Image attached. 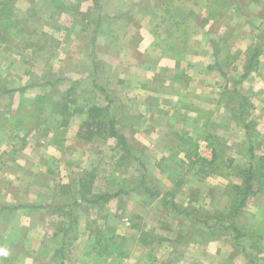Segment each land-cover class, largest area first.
<instances>
[{"label":"rangeland","instance_id":"obj_1","mask_svg":"<svg viewBox=\"0 0 264 264\" xmlns=\"http://www.w3.org/2000/svg\"><path fill=\"white\" fill-rule=\"evenodd\" d=\"M8 1L20 15L0 22L7 40L0 45V207L58 206L72 212L78 226L64 235L59 230L68 226V219L48 208L0 213V264H72V256L96 246L95 237L99 250L105 245L114 250L113 256L102 254V264H134L129 256L136 250L149 258L173 247L192 253L195 246L175 244L179 234L196 239L199 248L206 246L202 241L224 236L228 248L239 250L224 228L229 225L226 211L214 208L231 206V185L241 183L237 172L249 164L239 97L251 106L243 120L244 125L251 123L258 179L254 186H264L259 177L264 170L257 162L264 156V20L238 13L215 18L213 25L206 13L223 9L224 0L211 1L208 9L203 8L209 7L208 0H178L169 9L183 17L179 35L167 22L171 13L149 9L141 15L142 7L165 0ZM118 2L124 11H118ZM247 5L260 6L255 0ZM116 40L126 44L123 64L120 59L117 65L114 44L106 53L115 64L102 63L97 54ZM254 48H259L256 57ZM162 59L172 64L162 67L164 71ZM141 62L145 65L139 66ZM139 75L155 81L154 89L148 84L143 89ZM157 76L168 83L162 97L154 94L160 85ZM164 96L168 112L146 113ZM108 101L130 145L129 159L120 160L114 140H84L80 127L87 110ZM153 120L158 128L150 133L152 143L138 142L137 135L146 133ZM214 153L217 161L207 166ZM214 169L218 174L213 176ZM83 175L93 177L94 194L111 199L96 205L80 202L77 180ZM142 175L145 188L158 198L144 192ZM61 184H70L72 193L60 192ZM259 192L264 195V189ZM253 200L240 212L238 226L264 231V204L255 210ZM194 216L198 219L193 222ZM56 251L63 260L52 257ZM117 251L121 253L115 256ZM234 259L237 264H264V257Z\"/></svg>","mask_w":264,"mask_h":264},{"label":"crops","instance_id":"obj_2","mask_svg":"<svg viewBox=\"0 0 264 264\" xmlns=\"http://www.w3.org/2000/svg\"><path fill=\"white\" fill-rule=\"evenodd\" d=\"M151 1L152 0H144L145 4H150ZM176 1H178V0H174V1L165 0L163 2H160L159 6H152V7L151 6H144V7H142L141 15L142 16L146 15L148 12H150L149 9L154 10V12H162V13L166 14V10L168 9L169 12H167V13H171V16L168 17L167 22H169L171 25H173V27L176 28L175 29L176 34L181 35V32L183 31V27H184L183 19H182L183 17L181 15H179V17H178L176 14H172V11H170V9H169L170 8L169 5H171V3L177 5ZM199 1H201V0H199ZM208 1H209V4H208L209 7H207V8L203 7L204 9L210 8L212 6V3H215L217 0H208ZM211 1H212V3H211ZM239 1L242 2V4H243L242 6L240 5V3L238 4V1L232 3L231 0H224V2H226V6H224L225 9L219 8V9L214 10V8H210L209 12L206 13V17H208V19L210 18V21L212 22L215 18H225L226 15L230 14V16H234V15L239 13L240 14V15H238L239 17H241L242 15H250L253 18L259 17L261 19V22H263V20H264V6H262V3H263L262 0H255V2H259L260 6H254L253 5L254 9L247 8V7L251 6V5H247L249 3V0H239ZM132 8H134V7L131 4L130 9H132ZM117 9H118V11H120V10L124 11L123 5L120 4L119 2L117 3ZM121 15H123V14H121ZM148 22H149V28L153 29V27L151 26L152 20H148ZM175 22H179V25L176 26L175 24H177V23H175ZM215 22H217V21H213L212 24L215 25ZM143 42H144V38L142 39L141 43H143ZM141 43H138L137 46H140ZM112 44H114V46L117 45V47H118L117 51H115V53L118 54V56L116 54L117 65H118V62H120V59L122 60V64H123V57L124 56H121V55L124 53V50H125L126 44H125L124 40H116L115 42H109L108 47H106V51H103V52L97 54V59L101 60L102 63L115 64L113 61H111L112 56H110V54L107 55V53H106V52H110V50H112V47H111ZM78 48H80V47H78ZM101 48H103V47H101ZM84 50H87V48H84ZM89 56L93 57L92 52L89 53ZM164 56L165 55H163V57ZM105 57L108 59V62H106ZM129 64H131V63H129ZM144 65H145V63L139 64V66H144ZM159 65H160V69H163L162 67H170L172 64L168 60L162 59V61L160 62ZM118 66H120V65H118ZM132 71L136 72V70H132ZM163 71H164V69H163ZM123 73H124V75H122V77L125 76V72H123ZM118 74H119L118 78H121V73H118ZM139 77L141 79L138 81H140L142 83V88H143V85L148 84V86H147L148 88L154 89L155 81L150 80L149 78L144 79L142 75H139ZM156 79L160 85L154 91V94H156L159 97H162L161 95H164L166 93V91H168V88H167L168 83L161 76H157ZM121 82H123V81H121ZM135 86H136V84H135ZM124 95L128 96V93H125ZM142 97H145V96H142ZM166 97L167 96H164V98H158L157 108L153 107V110L152 109H148V110L146 109V111H147L146 113L153 112V111L168 112V107H166V104H167ZM127 99H129V98H127ZM123 105H125L124 102H122V104H119V106H122V109L124 107ZM159 121H161V119H159ZM152 123L153 124L147 123V125H149V126H148V129L146 130L147 131L146 133H139L137 135V136H139V139H137L138 142L144 143L147 145H148V143H152V140H151L152 138L150 137L151 136L150 133L158 128V124H157L156 120H153ZM163 124H164V122H162V125ZM144 128L146 129L147 127H144ZM123 135H124V133H123ZM261 193L262 192H259L254 197V200H253L254 202L252 203V206L254 207L255 210H257V209L260 210V208H262V204H264V195L259 196V194H261ZM228 208H229V206H224L222 208L216 207L214 209H216V211H219V212L226 211V213L228 215ZM244 211H248V210H244ZM255 214L256 213L250 214V216L252 217ZM195 215H196V213H195ZM186 217L188 218L189 216H186ZM195 218L198 219V216H196V217L194 216V218H192L191 220L194 222ZM238 220H239V217L237 220H235L236 226H238ZM230 222H231V220H229V224H230ZM223 224L224 223H219L220 226H223ZM228 226L229 225L227 224L224 227L225 229H227L229 231L228 237H229L230 241L233 242V244L237 245L239 250L228 248L227 247L228 243L224 241V238H223L224 236L219 235V236L214 237L211 241H207V242L202 241V243L204 245H206L205 247H201V248H203V250H202L201 248L198 247V242L196 239L191 238L190 240H187L185 238V234H179L174 239L175 244L177 246H192V247L195 246V250L192 253H190L189 249H180V251H179L178 249H175L173 247L172 249H167V251H164V252H162V251L157 252L155 255L156 258H149L150 254H147V256H146V255H144V251L142 252L141 250H136L133 252L130 251L129 259L134 264H151L150 260L152 262L153 261L156 262L158 260V262L160 264H237L236 259H234L235 255H236V258H238L239 260H243L245 258V256L251 257V258L264 257V238H262L260 240L258 238V236H262L264 234V231H262L261 229H257L259 227H253L250 230H247V229H240V227L238 226L237 229H238L239 233L241 234V237H238L239 239L235 240V236L232 233V231L230 230V227H228ZM168 231H170V230H168ZM180 235L182 236V238ZM258 241H260V243L256 244ZM250 244H252V246H253L251 249L248 248L249 247L248 245H250ZM149 245L150 244H148L147 246H149ZM225 247L227 248V250L225 249ZM206 249H207V251H206ZM118 255L119 254L117 251L115 256H118ZM72 257H74V263H72V264H102V262H101L102 255L99 257L97 255V253L95 254V252L92 249L91 250H87V249L82 250L79 252V254L76 257L75 256H72ZM161 257H163V258H161ZM160 259H162V260H160ZM59 264H67V263L65 261H63V263L59 262ZM112 264H114V263H112Z\"/></svg>","mask_w":264,"mask_h":264},{"label":"trees","instance_id":"obj_3","mask_svg":"<svg viewBox=\"0 0 264 264\" xmlns=\"http://www.w3.org/2000/svg\"><path fill=\"white\" fill-rule=\"evenodd\" d=\"M167 12H169L168 9L166 10V13ZM19 15H20V11L17 8L11 6L9 4L8 0L0 1V22L1 21L8 22L11 20H17L19 18ZM178 17H179V14H178ZM175 23H177V24H175L176 26L179 25V22H175ZM14 27H16V25H14ZM3 35L4 34L0 29V45H4L7 43L6 37ZM258 54H259V48H254L253 49V56L256 57ZM210 69H211V66H210ZM250 69H251V67L248 66L247 70L249 71ZM222 76L225 77L226 80L231 81V80H229L230 78H227L224 74H222ZM245 78H246V76L243 75L241 78V81L245 80ZM235 83L236 82H234V84ZM100 91H102V90L100 89ZM250 108H251V106H250L248 100L246 98L239 97V103L237 106L238 118L240 119L239 120L240 123L243 125L245 136H246V139L248 142L247 153H248L249 164H248L246 169L237 172V177L239 178L241 183L231 185V191H232L233 198H232V204L228 208L229 214L227 215V217L230 218L228 220H231L228 227H230V230L234 234L235 240L239 239L238 237H241V234L239 233V231L237 229L238 226H236L235 220L238 219L240 212L243 209H245V207L247 206L249 201L251 199H254L255 195L257 194V191L264 189V186H259L256 189L254 186V184L257 182L258 179H257V174H256L257 173L256 172V170H257L256 166L257 165L254 162L256 160V158L254 155V148L252 146V142H251V138H250V132H249V130L251 128V125H250L251 123L244 125V120H243V118H245V115H247L248 113L250 114V112L248 110ZM117 126H118V120L115 117V115L113 114V111L110 108L109 101H108V105L104 106V107L101 105H98V104H93L87 110L85 121H84L83 125H81L80 128L82 129V131H84L83 137H84V140H86L87 142H90L94 138H97L100 141H107L109 139L114 140L116 142V147H118L121 151L120 160H126V159L131 158L133 155L131 153L130 145L128 144L124 135L119 131ZM197 161H200V160L197 159ZM201 161H202V163H205V162H203V160H201ZM216 161L217 160L215 158V153H214L212 160L208 161L205 164L207 166H210L213 163H215ZM257 162L259 164L258 168L261 171H263L264 170V156L259 157L257 159ZM142 168H143V166H142ZM215 174H218V173H216V170L214 169V172L212 173V175L214 176ZM87 176L88 175H83L80 178H78V180H77L78 192H76V193L78 194V200L82 203H87V204H91V205H96L100 201H102V202L109 201V199H111L110 196L98 195V194L93 193V189H92L93 177L91 176V179L87 180ZM225 176L228 177L227 174H225ZM259 177L264 178V172H261ZM143 179H144V176L142 175L140 177V186H142L144 188V192L151 199L158 198L159 197L158 193L151 192L150 190L145 188ZM58 190L64 194L69 193L70 191L72 193V187L70 184H61L58 186ZM76 204H77V202L75 201L72 205H76ZM165 206L166 205H164V207ZM27 208L32 209V210H44V209L48 208L52 212H55V213L62 212L61 216L68 219V226L65 228H61L59 230L60 232H64V235H68L70 233H73L78 226L77 225V219L73 216L72 212L64 213L63 208H60L58 206H56V207H53V206H26V205H17L14 207L2 206V207H0V213H4V212L11 213V212H15L18 210H25ZM173 208H175V206ZM176 211H178L179 214H184L185 216L190 215L189 213L179 211L178 209H176ZM217 214L220 215V213H217ZM214 217L218 221V219H217L218 216L215 215ZM216 224H217V222H216ZM65 237L66 236H64V238ZM258 238H259V240L264 238V234L262 236H258ZM95 239H96L95 240L96 246L92 248V250L95 252V254L97 253V255L100 257L104 252H106L107 256H109V257L113 256L112 254L114 253V250H112V248H110L109 245H105V247L101 251L97 248V245H99L100 240L97 237H95ZM259 243H260V241H258L256 244H259ZM60 251H62V250L60 249ZM59 252L58 251L54 252L53 256L58 255L63 260V256L59 255ZM120 253L121 252H118V254H120ZM250 261L253 263V260H250ZM60 262L63 263V261H60Z\"/></svg>","mask_w":264,"mask_h":264}]
</instances>
